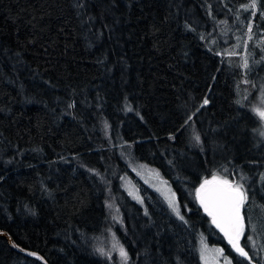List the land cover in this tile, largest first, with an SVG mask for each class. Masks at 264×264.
<instances>
[{"label":"trees","instance_id":"obj_1","mask_svg":"<svg viewBox=\"0 0 264 264\" xmlns=\"http://www.w3.org/2000/svg\"><path fill=\"white\" fill-rule=\"evenodd\" d=\"M251 3L0 0V233L49 264H125L120 247L126 264H203L204 238L249 264L197 198L215 175L244 185L240 244L264 264V127L248 100L264 0ZM250 13L248 70L223 41L245 44ZM125 154L171 184L183 219L149 189L144 206L126 194ZM0 264L42 263L0 238Z\"/></svg>","mask_w":264,"mask_h":264},{"label":"rangeland","instance_id":"obj_2","mask_svg":"<svg viewBox=\"0 0 264 264\" xmlns=\"http://www.w3.org/2000/svg\"><path fill=\"white\" fill-rule=\"evenodd\" d=\"M246 9H251V7H245ZM250 22L247 23L248 32L246 33V41L243 45L240 40L229 41L230 44L226 45L227 41H223L224 46L226 49H231L234 47L235 52L242 51L243 60L245 63L247 62V69L250 70V62L253 58V51L249 46V41L255 34L253 33L252 29L254 27L253 14L250 13ZM251 29V30H249ZM262 37L257 40V43H261ZM264 61H258L252 70V77L250 78V85L254 88V94L249 97V105L250 107H255V110L258 114L259 111H264V68L262 67ZM260 117V116H259ZM263 122L264 127V119H261ZM124 158L128 162V166L130 171L134 174H126L121 179V187L122 189L128 194L131 199L137 202L140 205H145L146 199L145 196L148 195L149 190L155 193L163 203L170 209L174 216L180 218L183 217L182 209L179 205L176 193L166 180H164L158 173L148 169V167L144 166L143 164L137 162L133 155H124ZM132 175V176H131ZM147 188V189H146ZM149 189V190H148ZM144 192H146L144 194ZM150 197V194L148 195ZM151 198V197H150ZM153 199V198H151ZM174 201L177 211H179L180 216H177L176 212L173 211V208L170 206L169 201ZM243 237V236H242ZM241 237V238H242ZM251 237V239H249ZM249 241L251 246H253L254 242L256 243L259 239L258 235L250 232L249 234ZM255 237L257 239H255ZM221 249L219 246L210 245L208 241L204 238L201 239L198 247V253L200 255L201 261L203 264H234L233 260L225 255L224 251L223 254H219L216 250ZM234 250V249H233ZM235 251V250H234ZM236 252V251H235Z\"/></svg>","mask_w":264,"mask_h":264},{"label":"snow or ice","instance_id":"obj_3","mask_svg":"<svg viewBox=\"0 0 264 264\" xmlns=\"http://www.w3.org/2000/svg\"><path fill=\"white\" fill-rule=\"evenodd\" d=\"M246 7L255 8L256 0H252L251 5ZM245 67H247V62L245 63ZM207 103L208 100L205 99L204 104L206 105ZM258 115L261 119H264V111H259ZM261 135L264 136V132ZM196 139L199 140V137L197 136ZM261 180L264 181V175L261 176ZM196 195L205 212L212 217V223L220 229L238 255L249 260V264H251V257L245 250V247L240 244V239L244 235L246 227L254 228L250 220L248 221V225H246L245 217L241 215V209L248 199L244 185L238 182L233 183L228 179H222L214 175L212 180H205L200 185L196 190ZM169 204L177 216H180L174 201L170 200ZM180 218L183 219L182 216ZM216 251L221 255L223 254V250L221 249H217ZM119 252L126 264L128 259L127 252L123 247H120ZM228 264H231V262H228Z\"/></svg>","mask_w":264,"mask_h":264},{"label":"water","instance_id":"obj_4","mask_svg":"<svg viewBox=\"0 0 264 264\" xmlns=\"http://www.w3.org/2000/svg\"><path fill=\"white\" fill-rule=\"evenodd\" d=\"M199 200V199H198ZM199 203H200V201H199ZM200 205H201V203H200ZM241 215L243 216V214H242V209H241ZM219 229V228H218ZM220 230V229H219ZM222 233V232H221ZM223 234V233H222ZM224 235V234H223ZM225 237V236H224ZM0 238H3V239H6L12 246H13V248L18 252V253H20V254H22V255H24L25 257H28V258H32V259H36V260H38V261H40L42 264H49L47 261H46V259L42 256V255H40V254H38V253H36V252H31V251H27V250H24V249H22V248H20V247H18L15 243H14V241L12 240V238L8 235V234H6V233H4V232H1L0 233ZM226 238V237H225ZM227 239V238H226ZM228 241V240H227Z\"/></svg>","mask_w":264,"mask_h":264}]
</instances>
